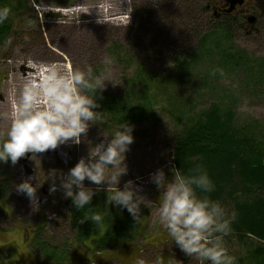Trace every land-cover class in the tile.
<instances>
[{
  "label": "rangeland",
  "instance_id": "obj_1",
  "mask_svg": "<svg viewBox=\"0 0 264 264\" xmlns=\"http://www.w3.org/2000/svg\"><path fill=\"white\" fill-rule=\"evenodd\" d=\"M121 1L26 0L20 9V2L12 4L13 44L0 50V134L10 124L12 106L19 95L20 76L34 71L27 64L29 59L72 68L91 66L94 74L103 72L106 81L101 93L114 100L125 99L134 112L128 122L134 125V142L126 153L128 172L121 176L119 187L129 179L141 187V194L148 200L146 206H141L142 223L133 219L137 228L131 231L125 244L98 253L93 240L102 238L107 226L101 227L97 235L92 233L88 238H80L68 209L70 198H65L59 187L55 192L49 191L52 181L46 176L51 169L66 173L82 156L87 158L90 147L104 139V131L111 133L121 124L117 118L101 116L98 124H91L87 134H82L78 145L69 142L59 145L55 151L26 153L15 165L10 161L0 162V182L5 183L0 196V264H134L138 256L150 262L158 255L170 264H199L195 256H187L172 241L159 222L162 190L150 179V174L158 168L162 167L168 176V171L174 167V142L182 127L175 116L179 115L177 110L196 113L220 103L236 112L238 126H247L248 131L255 130L264 136V0H255L261 12L249 34L241 30L232 40L215 36L201 43V38L182 34L178 22L172 25L158 21L147 34H142L135 27L134 17L129 25L109 21V5L116 3L115 9L121 12ZM222 2L224 0H143L137 1V5L149 10L166 6L167 10L183 11L185 7L194 8L198 4L207 10V6ZM101 4L104 7H100ZM96 6L100 9L93 8ZM131 6L132 11L130 6L127 8L132 14L134 0ZM93 10L100 15L95 16ZM213 16L211 10L205 14L208 24L212 23ZM158 28L171 29L162 32L169 38L163 36L161 42L158 41V34L153 33ZM26 34L30 37L27 41L24 40ZM113 44L122 47L115 54L109 52ZM226 49L244 54L240 66L229 62L230 52ZM183 52L190 53L189 56L195 54L196 60L187 70H178L174 57ZM241 56L235 54L237 62ZM112 57L115 60L106 63ZM213 69L218 71L213 74ZM152 77L156 82H151ZM149 102L153 108L148 114ZM140 104L147 107L139 109ZM4 113L8 115H2ZM28 178L37 187L34 199L15 187ZM56 183L59 184V180ZM85 185L96 188L87 179ZM106 187L101 186L93 197L98 201L106 199ZM113 207L132 217L126 209ZM40 243L53 246L50 259L40 251ZM225 244L237 257V264H250L245 256L248 244L242 245L237 237L225 238ZM240 256L245 258L243 263L239 261Z\"/></svg>",
  "mask_w": 264,
  "mask_h": 264
},
{
  "label": "clouds",
  "instance_id": "obj_2",
  "mask_svg": "<svg viewBox=\"0 0 264 264\" xmlns=\"http://www.w3.org/2000/svg\"><path fill=\"white\" fill-rule=\"evenodd\" d=\"M11 9L0 6V24L8 20ZM26 34L24 40H29ZM13 44V37L0 41V50ZM115 57L106 60L112 63ZM33 72L24 78L16 102L12 106L10 124L0 134V162L15 165L26 153H43L55 150L65 143L79 144L91 124H98L101 111L97 92L105 87L103 72L94 74L91 66L72 68L56 62L27 61ZM218 69H213V74ZM2 115L7 116V113ZM134 125L122 122L111 133L104 131V139L90 147L87 158L81 157L66 173L51 169L49 191L63 190L77 210H85L80 222L92 221L96 227L104 221L100 212L93 211V196L101 186L107 185L105 205L126 209L133 219L142 223L141 206H146L141 187L129 179L119 187L122 175L127 174L126 153L134 142ZM111 139H108V136ZM175 159V156H173ZM195 159V158H194ZM169 178L158 168L150 179L160 191L158 216L172 241L189 257L195 256L199 264H237L225 244L232 233L235 212L209 195L215 183L201 164H195L187 173L181 168L170 169ZM96 185L93 189L85 180ZM59 180V184L56 181ZM16 190L35 198L36 188L31 178L16 184ZM90 213V214H89ZM134 264H170L158 255L152 261L138 256Z\"/></svg>",
  "mask_w": 264,
  "mask_h": 264
},
{
  "label": "trees",
  "instance_id": "obj_3",
  "mask_svg": "<svg viewBox=\"0 0 264 264\" xmlns=\"http://www.w3.org/2000/svg\"><path fill=\"white\" fill-rule=\"evenodd\" d=\"M137 1L143 0H134L132 17L135 20V27L142 34H147L151 26L158 21L172 25L173 22H178L180 31L183 30L182 34L190 38H201L200 43L207 42L215 36L225 37V41L232 40V37L234 38L241 31L237 22L229 17L216 20L213 16L210 19L214 22L208 24L206 22L208 18L205 17L208 11L200 4L194 8L185 7L183 11L176 8L167 10L166 6L149 10L148 7L137 5ZM15 2L22 4L18 8L20 9L25 5L26 0H0V6L7 5L12 12V4ZM13 29L10 14L8 20L0 24V41L7 36H12ZM162 29L158 28L153 32L158 34L156 36L160 42L163 36L168 37V34L164 35L162 32L171 31V29ZM172 45L170 47H173ZM121 48L118 44H113L109 52L115 54ZM228 52H230L228 53L229 62H234L236 67L240 66L241 59L245 57L244 54L237 51ZM236 53L242 55L239 62L236 61ZM189 54L184 52L175 54L176 69L190 68L189 66L196 59L195 54L193 56ZM164 79L169 81L166 77ZM150 80L156 82L153 77ZM97 100L99 103L97 111H101L103 117L117 118L119 123H128L134 117L132 108L123 98L114 100L98 91ZM149 103L148 114L153 108V105ZM144 107L147 105L140 104L139 109ZM177 112L179 115L175 116L182 127L174 142L175 159L172 160L174 167L181 168L187 173L195 164L203 165L216 186L215 190L209 194L211 198L221 201L229 213L235 212L231 225L232 233L225 238L237 237L242 245L248 244V250L245 253L248 263L264 264V136L255 130L248 131L247 126H238L236 112L221 106L220 103H214L196 113L191 110L184 112L183 109H178ZM255 125L258 123L255 122ZM4 186L5 183L0 182V191L5 190ZM2 195L3 191L0 196ZM104 198L98 201V198L93 197L91 201L93 211L100 212L104 216L103 223L98 227L90 220L80 222L85 210H77L71 200L68 206L74 218V225L78 227L77 235L80 238L85 236L88 238L93 235L92 233L96 234L107 226L103 237L93 240L92 245L98 253L122 246L127 242L131 231L137 228L136 222L128 214L115 210L113 205H108L107 208L105 205L107 198ZM3 213L4 211L1 214ZM249 242H253L254 245ZM40 247L46 259H50L53 255V253L50 254L54 250L53 246L40 243ZM239 259L240 263H243L245 258L240 256Z\"/></svg>",
  "mask_w": 264,
  "mask_h": 264
},
{
  "label": "flooded vegetation",
  "instance_id": "obj_4",
  "mask_svg": "<svg viewBox=\"0 0 264 264\" xmlns=\"http://www.w3.org/2000/svg\"><path fill=\"white\" fill-rule=\"evenodd\" d=\"M228 1L224 0L221 4L207 6V11L211 10L216 19L229 17L235 20L241 30L249 34L261 12L260 8L256 6L255 0H244L242 5L238 4L232 9Z\"/></svg>",
  "mask_w": 264,
  "mask_h": 264
},
{
  "label": "built area",
  "instance_id": "obj_5",
  "mask_svg": "<svg viewBox=\"0 0 264 264\" xmlns=\"http://www.w3.org/2000/svg\"><path fill=\"white\" fill-rule=\"evenodd\" d=\"M121 2L123 3V9H122L121 12L115 9L116 3L109 5L108 9L106 8L107 12L111 11L110 15H108V16L111 17L109 19V21L111 20V21H116V22L120 21L121 23H129V21H130V12H129V9L127 8V6L129 7L130 0H122ZM99 6L100 7H104V4H101ZM93 8H98V7L96 6V7H93ZM98 9H100V8H98ZM93 13L95 14V16L100 15L96 10H93Z\"/></svg>",
  "mask_w": 264,
  "mask_h": 264
},
{
  "label": "water",
  "instance_id": "obj_6",
  "mask_svg": "<svg viewBox=\"0 0 264 264\" xmlns=\"http://www.w3.org/2000/svg\"><path fill=\"white\" fill-rule=\"evenodd\" d=\"M244 0H229L228 4L231 5V9L234 8L236 5H242Z\"/></svg>",
  "mask_w": 264,
  "mask_h": 264
},
{
  "label": "bare ground",
  "instance_id": "obj_7",
  "mask_svg": "<svg viewBox=\"0 0 264 264\" xmlns=\"http://www.w3.org/2000/svg\"><path fill=\"white\" fill-rule=\"evenodd\" d=\"M34 70V69H33ZM27 76V74H23L22 76H20L21 78L19 79V88L21 87L22 83H23V80L24 78ZM17 86V85H16ZM13 89V88H12ZM15 92V91H14ZM17 92V91H16ZM13 97V96H12ZM55 151V150H54Z\"/></svg>",
  "mask_w": 264,
  "mask_h": 264
},
{
  "label": "crops",
  "instance_id": "obj_8",
  "mask_svg": "<svg viewBox=\"0 0 264 264\" xmlns=\"http://www.w3.org/2000/svg\"><path fill=\"white\" fill-rule=\"evenodd\" d=\"M168 177H169V178L172 177V172H171V171H168ZM103 230H104V231L102 232V235L105 233V230H106V229H103ZM98 233H99V232H98ZM100 235H101V234H100ZM102 235H101V236H102ZM96 237H98V236H96Z\"/></svg>",
  "mask_w": 264,
  "mask_h": 264
}]
</instances>
